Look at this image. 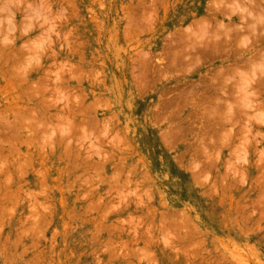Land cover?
<instances>
[{
	"label": "rangeland",
	"instance_id": "374dc122",
	"mask_svg": "<svg viewBox=\"0 0 264 264\" xmlns=\"http://www.w3.org/2000/svg\"><path fill=\"white\" fill-rule=\"evenodd\" d=\"M263 2L0 0V264H264Z\"/></svg>",
	"mask_w": 264,
	"mask_h": 264
},
{
	"label": "bare ground",
	"instance_id": "6f19581e",
	"mask_svg": "<svg viewBox=\"0 0 264 264\" xmlns=\"http://www.w3.org/2000/svg\"><path fill=\"white\" fill-rule=\"evenodd\" d=\"M264 3V2H263ZM252 4V3H251ZM259 5V4H258ZM260 9H263L264 10V6L263 7H259ZM264 12V11H263ZM225 29V28H224ZM254 31V29H253ZM225 32V31H224ZM226 35H228V32L225 33ZM229 38V37H228ZM197 90V89H196ZM226 105V104H225Z\"/></svg>",
	"mask_w": 264,
	"mask_h": 264
}]
</instances>
